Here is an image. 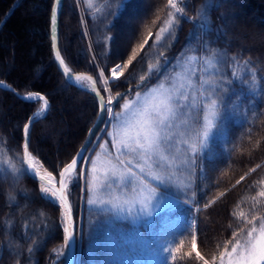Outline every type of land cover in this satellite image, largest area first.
<instances>
[{
	"label": "trees",
	"instance_id": "1",
	"mask_svg": "<svg viewBox=\"0 0 264 264\" xmlns=\"http://www.w3.org/2000/svg\"><path fill=\"white\" fill-rule=\"evenodd\" d=\"M206 3L211 5L207 22L194 28L191 21L200 20ZM52 6L53 0H0V81L48 101V114L30 126L28 148L36 164L57 177L93 124L98 103L94 93L69 83L57 68L49 38ZM171 10L167 0H61L58 52L70 72L92 77L102 95L99 72L106 75L109 64L123 67L132 49L161 28ZM184 16L161 44L150 40L153 46L119 81L107 84L108 90L125 93V99L164 81L179 57L215 55L222 60L216 75L233 81L226 119L198 155L195 180L179 181L172 191L175 203L148 221H130L88 204L85 176L72 181L75 264H203L192 250V233L197 250L211 260L241 226V212L263 215L264 197L258 193L264 191V0H187ZM165 59L166 69L157 79L155 70ZM150 66L151 77L142 88L135 87L140 76L149 75ZM39 105V100H23L0 89V264L61 262L53 261V250L65 236L60 206L41 199L22 165L20 130ZM101 123L86 158L103 141L111 149L107 128L99 130ZM241 176L245 179L237 184ZM210 201L215 202L205 208ZM169 245L176 249L174 259L164 251Z\"/></svg>",
	"mask_w": 264,
	"mask_h": 264
},
{
	"label": "snow or ice",
	"instance_id": "2",
	"mask_svg": "<svg viewBox=\"0 0 264 264\" xmlns=\"http://www.w3.org/2000/svg\"><path fill=\"white\" fill-rule=\"evenodd\" d=\"M60 2L61 0H57V4ZM167 5L172 10L168 12V19L164 21V26L155 34L149 32L138 49H132L123 67L116 64L111 69L112 81L103 80L104 84L119 81L124 70L129 68L138 56L142 58L147 47L153 46L150 40L154 44H161V41L171 34V29L179 20L187 19L184 16L187 0H180V6H178V0H167ZM210 7L211 5L207 3L202 6L198 13L200 20L191 21L194 28L197 26L203 28L207 22L206 12ZM56 16L57 7L54 5L52 8L53 25L56 23ZM56 59L61 65L64 64L59 52L56 54ZM167 63L165 59L164 64L155 70L157 79L163 76ZM194 63L202 67H193ZM221 63L222 60L215 55L207 58L188 56L185 63L179 65V72L176 67H173L175 75L164 77L165 82L154 85L143 92L137 90L134 97L125 100L124 104L120 105V112H115V105L124 99L125 93L117 94L115 98L109 97L106 104L97 93L101 114L108 113L109 123L115 122L114 131L104 129L108 133L109 143L115 155L109 154L104 174L105 180L99 189L94 186V182H89L88 204L97 206L108 204L115 209L118 204L116 203L117 198L112 195V189L116 188L123 193L135 194L138 198L131 202L133 206L139 204L142 214L151 215L152 210L159 207L160 202L167 197L170 190L176 187L172 183V176L176 172L183 171L191 174L194 171V158L208 148L209 140L213 138L215 130L226 119V110L231 103L228 98V85L233 81L216 75L219 71L218 65ZM153 71L150 66L149 75L140 76L141 83L137 86L138 88L144 86V82L151 77ZM64 73L68 74L69 80L72 79L67 67L64 68ZM232 76L238 79L236 72H233ZM100 77H104L103 70L100 72ZM85 79L91 80L92 77L79 75L75 77L78 82ZM3 86L0 82V87ZM91 91L96 92L95 87ZM27 98L44 99L43 96L33 97L32 94ZM39 115L40 113H37V116ZM31 123L32 118L24 125L23 156L27 164L24 174L33 179L39 177L42 182L47 177V184L51 186L41 184V199L53 204L58 202L62 209L68 208L70 214L71 182L79 179L80 176L89 175V169L79 167L80 161L88 159L93 165L95 161L91 157L85 158L82 151L78 152L60 170L58 186L52 173L41 175L38 170L33 172L35 158L31 156L28 148ZM104 147L105 145H100L101 149ZM74 170H76V176H72ZM92 171L95 169L93 168ZM244 179L245 176H241L236 183L239 184ZM104 189H107L108 199H102L96 195L98 191L102 192ZM223 195L224 193H221V196ZM258 195L264 197V191H260ZM9 199L13 198L9 197ZM255 199L253 197V200ZM124 202L128 203L127 200ZM214 202L206 203L205 208ZM239 217L241 226L232 231L231 238L225 240L222 246H218L220 248L218 256L213 255L211 260L205 258L197 250V235L192 233V250L198 260L203 261V264H264V215H257L253 212L249 217L241 212ZM192 223L195 224V222ZM64 233V243L68 245L74 236L69 233L67 227L64 228ZM164 251L174 259L176 249L172 245L166 247Z\"/></svg>",
	"mask_w": 264,
	"mask_h": 264
},
{
	"label": "rangeland",
	"instance_id": "3",
	"mask_svg": "<svg viewBox=\"0 0 264 264\" xmlns=\"http://www.w3.org/2000/svg\"><path fill=\"white\" fill-rule=\"evenodd\" d=\"M167 19H168V15H167L166 20ZM163 26H164V23H163L162 27ZM188 56H195V55L188 54V55H185V56H183L181 58L179 57V58L175 59L174 67H176L177 72L180 71L179 65H183L185 63V60H186V58ZM115 65L116 64H109L107 66V74L104 75L103 78L100 77V82H101L102 87H103V92H102V95H100V96H101V98L103 99V101L105 103L108 101L109 97H113L114 98L116 94H119V93H110L109 90H108L107 84L103 83V80H108V81L112 80L111 69ZM192 66L193 67H198V66L202 67V65L196 64V63H194ZM213 71H215V70H213ZM81 74H83V73H81ZM173 75H175V73H173V71H172L169 76H173ZM205 75H207V73H205ZM84 76L90 77V76H88L86 74H84ZM99 76H100V72H99ZM92 81L85 79V80L79 81V83L78 82L77 83L79 84L80 87H83V88H86V89H92ZM162 82H165V81L158 80L155 83H153L150 86H148L147 88L141 90V92L145 91L148 88H152L154 85H157V84L162 83ZM105 89H107V91H105ZM134 96H135V92L132 93V94H129V96L127 98H125L124 100L121 101L120 105H123L125 100H127L129 98H132ZM42 108H43V102H40L38 111H40ZM120 111H121V108L119 106V108L116 109L115 112H120ZM104 128H107L108 131H114L115 130V122L109 123V116H108V113H106V112L103 113V119H102V123L100 125V129L99 130H102ZM97 136H98V134H97ZM102 144L105 145L104 149L100 148V145H102ZM109 154H111L112 156L115 155V153L112 150V148L110 150L108 149L106 141L101 142L99 144V146L97 147V149L94 151V153L91 155V158L95 161V164L93 165L90 161H88V163H87V167L86 168L89 169V175L85 177L86 182H87V187H89V182L90 181L94 182V186L96 188H98V189H99L100 185L103 184V182L105 180V175L104 174L106 172L107 160H108ZM84 162H85V160H82V163H81V166H80L81 168H83ZM197 165H198V156H196L194 158V171H192L191 174H189L188 172L181 171V172H176L172 176V178H171L172 179V183L174 185H176V187H174V188H172L170 190V192L167 195V197L163 201L160 202L159 207H155L154 210H152L151 215H153L157 211H160L161 209L168 208V207H170L171 205H173L175 203L176 200H175V197L172 195V193H173L172 191H175V189L178 187V184H180L179 181H181V180L186 181L188 183L190 181H192L193 179L195 180V177L198 174ZM93 168L95 169V171H92ZM72 176H76V173L73 172ZM81 177L82 176H80L79 178H81ZM152 183H155V181H152ZM45 186H47V185H45ZM40 188H41V186L39 185V190H40ZM106 193H107V189H104L102 192L98 191L96 193V195L99 196L102 199H108L109 197H108V195ZM112 195L117 198L116 199V203L118 204V207L113 209L111 207V205H108V204L99 205V207H104V208L112 211L113 214H115L116 216L128 218L130 221L137 222V221L143 220V219H146V221L149 220L151 215L142 214L140 212V205L139 204H135L133 206V204L131 203L134 199L138 198V197L135 196V194L123 193V192H120L119 190H117L116 188H113L112 189ZM88 196H89V194H88ZM125 200H127L128 203H125L124 202ZM263 215H264V212H263ZM60 219L62 221V224H63L64 228H65V226L67 224V221L65 220L66 217H65V215H64V213L62 211L60 212ZM63 249H64V243L61 244V245H58V246H56L54 248V250H53V252L55 254V257H54V260H53L54 262L57 261V260H55L57 257L62 255V250ZM64 258H65V256H62L60 258V260H61L60 264H63Z\"/></svg>",
	"mask_w": 264,
	"mask_h": 264
},
{
	"label": "water",
	"instance_id": "4",
	"mask_svg": "<svg viewBox=\"0 0 264 264\" xmlns=\"http://www.w3.org/2000/svg\"><path fill=\"white\" fill-rule=\"evenodd\" d=\"M56 6L57 7V16H56V23H57V17H58V11H59V6H60V3L57 4V0H53V6ZM52 6V8H53ZM53 25L52 23V10H51V22H50V27H49V38H50V47H51V53H52V56H53V59L57 65V68L60 70V72L62 73L63 77L65 78V80H67L69 83L71 84H74L76 86H79L77 85L74 81H73V78L76 74H80V75H84V74H81V73H72L69 71V74L71 75L72 79L69 80L68 79V74H65L64 73V68H65V65H61L60 62L56 59V54L58 52V46H57V25ZM92 81V79H91ZM3 83V87H0V89H6V90H11L12 92H14L19 98L23 99V100H37L35 98L33 99H28V95L29 94H22L20 93L14 86H12L11 84H8V83H5L3 81H0ZM141 83V82H140ZM140 83H138L135 87H137ZM95 87L93 81H92V88ZM83 88V87H82ZM85 89V88H84ZM96 89V87H95ZM85 90H88L90 92L91 89H85ZM94 93L95 97H96V100L98 102V113H97V116L93 122V124L91 125V127L89 128L87 134L85 135L82 143L80 144L79 148L77 149L76 153L73 155V157H75L77 155L78 152H81L83 153V156L85 157L87 152H88V149L91 147L92 145V142H93V136H94V133L98 127V125L100 124L101 122V118H102V115L101 112H100V100L97 98V89H96V92H92ZM33 97L35 96H42V95H39V94H32ZM100 96V94H99ZM101 98V96H100ZM40 102H43L45 105H46V110L43 111V112H34L27 120L26 122L22 125L21 127V130H20V137H21V151H22V165H23V170L27 167V164L26 162H24V156H23V144H24V125L26 123H29V120L30 118H32V123L39 120V119H42L44 116H46V114H48L49 112V103L48 101L44 98L43 100H39ZM37 113H40L39 116H37ZM31 123V124H32ZM90 130H91V134H90ZM72 157V158H73ZM72 160V159H71ZM70 160V161H71ZM40 167V166H39ZM42 170L46 171L45 169H43L42 167H40ZM47 172V171H46ZM60 172V171H59ZM48 173V172H47ZM26 175V174H25ZM26 177L31 181L33 182L34 184H36L38 187L39 185H41L42 183L43 184H47V177L45 178V181H41L38 177L37 180H33L31 177H29L28 175H26ZM54 177V176H53ZM55 180H56V184L58 186V183H59V173L57 175V177H54ZM57 205H59V203H55ZM70 206V204H69ZM65 210V213H66V221H67V224L65 227L68 228V231L69 233H72L74 238L71 240V243L66 245V256L64 258V262L63 264H75V258H76V245H77V237L75 235V223L73 221V217H72V211H71V207H70V214H69V209L68 208H64ZM64 242V240H63ZM62 257L59 256L57 257L55 260H58Z\"/></svg>",
	"mask_w": 264,
	"mask_h": 264
},
{
	"label": "bare ground",
	"instance_id": "5",
	"mask_svg": "<svg viewBox=\"0 0 264 264\" xmlns=\"http://www.w3.org/2000/svg\"><path fill=\"white\" fill-rule=\"evenodd\" d=\"M78 75H79V76H82V77H86V76H84V75L76 74V75L74 76V78H73V81H74L77 85H79V84H78L79 82L75 80V77L78 76ZM77 82H78V83H77ZM29 95H30V94H29ZM29 95H28V96H29ZM104 103H105V102H104ZM106 103H107V102H106ZM106 103H105V104H106ZM45 110H46V105L43 103V108H42L40 111L37 110V112H43V111H45ZM37 170L41 173V175H44L45 173H47L46 171L42 170V169L36 164V161L34 160V161H33V168H32V171L35 172V171H37ZM37 179H38V177H36V180H37ZM45 185H47V186H49V187L51 186V185H48V184H45ZM40 186H41V185H40ZM60 208H61V207H60ZM61 211L64 213V215H65V217H66V213H65L64 208H63V209L61 208ZM65 220H66V219H65ZM63 243H64V242H63ZM62 256H66V245H65V243H64V249L62 250Z\"/></svg>",
	"mask_w": 264,
	"mask_h": 264
},
{
	"label": "crops",
	"instance_id": "6",
	"mask_svg": "<svg viewBox=\"0 0 264 264\" xmlns=\"http://www.w3.org/2000/svg\"><path fill=\"white\" fill-rule=\"evenodd\" d=\"M132 96V95H131Z\"/></svg>",
	"mask_w": 264,
	"mask_h": 264
}]
</instances>
